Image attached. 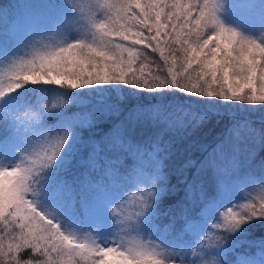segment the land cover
Wrapping results in <instances>:
<instances>
[{"label": "snow or ice", "instance_id": "1", "mask_svg": "<svg viewBox=\"0 0 264 264\" xmlns=\"http://www.w3.org/2000/svg\"><path fill=\"white\" fill-rule=\"evenodd\" d=\"M69 2L70 8L61 7L83 21L81 34L55 44L36 36L57 25L64 11L29 28L24 41L34 38L33 54L11 56L0 75V158L19 161L0 163V264H207L208 257L218 264H264V239L247 241L249 225H264V197L226 206L245 165L264 153V119L256 127L232 116L211 151L186 159L178 170L184 195L171 206L162 208L164 178L154 171L160 133L195 129L211 115L234 112L232 103L264 107V37L226 24V0ZM29 85L70 90L67 104L77 108L84 97L76 90L110 86L117 102L89 120L64 105L33 112L35 102L21 91ZM144 92L191 99L144 104ZM205 99L212 103L201 111L195 101ZM101 121L111 127L97 139L92 129ZM148 123L159 133L138 138ZM141 184L147 187L139 211L125 215L119 208L126 191ZM222 206L226 210L219 212ZM121 232L137 235L129 239ZM140 233L163 243H146Z\"/></svg>", "mask_w": 264, "mask_h": 264}, {"label": "trees", "instance_id": "2", "mask_svg": "<svg viewBox=\"0 0 264 264\" xmlns=\"http://www.w3.org/2000/svg\"><path fill=\"white\" fill-rule=\"evenodd\" d=\"M247 1L248 0H226L225 7L230 10L232 6L239 3L237 5L239 8ZM72 2H75V0H72ZM260 4H264V0H261ZM61 5H68L69 8L71 7L69 0H0V48L8 49L7 53L0 52V66L6 63V60H9L13 55L18 57L23 56L24 58H28L29 55L31 56L34 38L29 37L27 38V42L24 41L26 31L29 28L39 29L58 18L64 11L65 15L57 25L49 24L47 29L37 31L36 33L37 37L43 36L44 39L46 37H55V39L58 40L66 36L71 31V28L76 27L82 22L75 12H70L67 8L63 9ZM59 28H62V33L57 32ZM13 34L20 37V39L18 41L9 40L8 37ZM148 55L151 60L159 63L158 53H152L149 50ZM151 67L155 68L156 65L152 64ZM160 74H163V72ZM21 91H27L35 102L31 109L33 112H38L41 108L51 109L53 105H55L56 108L64 105L70 112L75 113L76 118L80 120L95 118L98 109L117 102V93L112 91L110 86L76 90L77 93L84 97L83 100L80 101L81 105L78 108L67 104V101L72 98L70 90L60 89L54 85H29L26 90L22 89ZM124 91H126V89ZM120 94L123 95V91ZM139 99L144 104H154L157 100L188 103L191 98L180 96L161 97L155 93L149 94L144 92ZM211 103L212 101L207 99L196 100L195 106L201 111H204L207 110L208 105ZM249 107H252L253 112L249 111ZM232 108L234 112H221L219 116L211 115L208 120L195 129L189 128L178 133H160L161 151L158 153V164L155 166L154 171L160 177L164 178V183L161 186L166 188V193L162 198V208L173 205L184 195L183 182L179 180L178 174V170L184 161L189 158L192 160H199L206 155L208 151H211V149L223 139L227 128L230 126L232 116H236L237 118L245 117L253 121L256 127H260V122L264 119V107L260 105L247 106L232 103ZM20 115L22 118H26L25 112L22 111ZM110 127V122L101 121L96 124L92 131L95 137L99 139ZM158 133L159 129L150 123L142 125L137 131L138 138L141 139L153 137ZM3 134L4 130L0 128V135ZM261 157H264V153L258 155L255 162L251 165H245L243 176L249 177V175H253L257 178L264 179V168H261ZM18 162V160H13L11 157H9V159L0 158V163H3L4 166H9ZM131 163V161H125L124 167L130 168ZM207 183L209 192H211V180L207 179ZM141 187L143 190L147 185L141 184ZM132 189L131 187L126 191L125 196L130 194ZM141 195H143V191L140 196ZM133 205H135L134 213L138 212L139 200H133ZM86 228L87 226H82V232H87L88 230ZM131 233L137 235L135 232ZM139 237L144 242H151L154 244L163 243L160 239L150 234L140 233ZM262 239H264V225L256 223L249 225L247 241L259 244ZM247 241L244 243L241 251L248 247ZM24 258H30L28 252L25 253ZM208 259L211 260L212 257H208Z\"/></svg>", "mask_w": 264, "mask_h": 264}, {"label": "rangeland", "instance_id": "3", "mask_svg": "<svg viewBox=\"0 0 264 264\" xmlns=\"http://www.w3.org/2000/svg\"><path fill=\"white\" fill-rule=\"evenodd\" d=\"M261 0H248L239 8L237 5H234L229 10L227 7L224 8V11L221 13L222 19L224 22L232 27L237 28L246 35H252L255 37H264V4H260ZM83 21L74 28H71V31L66 36H79L82 32ZM58 33H62V28L57 30ZM65 37V36H64ZM63 37V38H64ZM60 40V39H58ZM55 37L45 38L44 43L55 44L58 42ZM41 45H36L39 48ZM33 54V49L31 55ZM31 56L29 55L28 58ZM9 60H6V63L0 66V75L6 71ZM249 106V105H247ZM249 111H252V107H249ZM239 184V190L236 195L232 198L230 203H227V207H233L236 205H242L247 203L249 200L258 203L261 197H264V179L257 178L256 176L249 175L239 176L236 180ZM130 194L126 195L124 200L120 203L119 210L122 211L125 215L132 216L134 214L135 205H133V200H139L140 194L142 192V187L133 186ZM113 207H116L115 205ZM226 210L225 206L219 208V212ZM239 210V208H235ZM214 220H209V224L215 223ZM88 231L90 229L86 228ZM121 235L126 236L127 238H132L133 233L121 232ZM147 243V242H146Z\"/></svg>", "mask_w": 264, "mask_h": 264}, {"label": "clouds", "instance_id": "4", "mask_svg": "<svg viewBox=\"0 0 264 264\" xmlns=\"http://www.w3.org/2000/svg\"><path fill=\"white\" fill-rule=\"evenodd\" d=\"M207 264H218V261H212V260H209V261L207 262Z\"/></svg>", "mask_w": 264, "mask_h": 264}]
</instances>
